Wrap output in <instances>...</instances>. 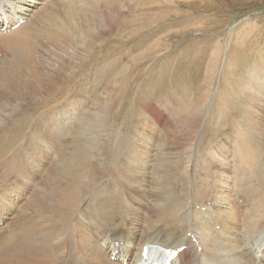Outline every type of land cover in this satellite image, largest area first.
<instances>
[{"label":"rangeland","instance_id":"1","mask_svg":"<svg viewBox=\"0 0 264 264\" xmlns=\"http://www.w3.org/2000/svg\"><path fill=\"white\" fill-rule=\"evenodd\" d=\"M34 1L32 13L41 9L48 0ZM55 1L56 4L48 8L51 23L56 28L51 43L44 44L43 28L40 25L36 28L34 24L32 35H29L30 40H34L30 42L34 56L30 61L39 65L41 53L45 51L43 57L46 59L52 49L59 60L53 64L56 65L55 71L58 70L62 59L67 62V55H75L76 49L82 47L80 43L66 44L63 39L74 30L76 35L84 30L93 33L94 51L88 48L87 54L84 51L82 55H76L78 66L75 75L57 92L56 86L47 84L53 72L43 75L46 84L39 75L35 78V74L26 72L24 75L0 77V121L15 112L19 117L17 121L22 124L15 122L16 128L10 124L0 128V134L13 132L12 137L7 136L3 143H11L17 131H26L22 138L11 144L9 152H0V156L3 155L0 158V242L20 226L33 224L36 220L32 210L35 199L42 194L44 186L52 187L55 181L65 179V170L70 167L73 155L79 151L104 149H109L106 158L110 155L109 162L105 159L107 172L95 184L105 185L104 192L99 186L94 194L90 192L91 187L84 192L86 196L83 194V199L91 197L83 200L82 208L87 212V203L94 201L95 195L103 197L107 193L109 198L124 199L118 206L123 213L120 223L129 221L124 228L129 233L139 223L143 228L147 225L145 208L154 207L157 201L152 186L171 188L176 194L173 202L177 201L182 210L188 209L192 217L204 202L210 207V214L218 213L219 208L214 202H221L216 200L213 190L217 191L224 184L227 186L226 194L232 195V201L227 206V195L224 194L223 204L226 206L221 211L227 214L226 225L222 228L217 225L214 230L220 233V238L229 230L230 240H233L232 236L246 233L248 226H254L253 218L244 221L238 218L233 223L229 208L234 205L231 209L234 217L237 212L239 215L240 212L251 213L256 201L244 197L237 199V192L243 186L257 192L264 191V0H180L178 12L185 16L173 20L166 19L175 13L172 4L167 5L163 0H104L105 5L108 3L104 6L106 10L117 6L123 8L121 24H112L109 34V26L101 22L105 11L101 7L97 9L96 2L100 0H79V3L78 0ZM31 3L34 4L33 0ZM153 8H157L158 13ZM66 9L69 13L61 15L60 10ZM156 16L159 18L157 23L153 19ZM83 18L87 21L81 29L77 24ZM164 21L169 23L161 25ZM176 23L185 25L184 29L188 26L198 27V30L183 38L174 36L165 51L140 61L138 53H146L148 45L169 30H178L180 26ZM42 24L45 30L46 22ZM202 25L207 28L204 33ZM135 28L143 31L137 32ZM135 30L136 34H133ZM101 32H107V36L101 39L102 45L99 46ZM157 32L159 34L153 39L141 43ZM53 44L56 46L52 48ZM132 47H136V52H123V80L106 93L105 87L118 74V71L110 70L108 84L104 82L102 86L98 83L106 73V62L113 61V58H106ZM78 57L84 61H79ZM3 67L7 68V64L0 68ZM94 69H99V72L94 74ZM243 141L255 142L247 146ZM161 151L165 153L163 157ZM145 154L151 160H147ZM93 161L94 158L89 156L86 162L91 164ZM172 162L173 167H170ZM154 173L155 176L160 175L155 178ZM183 186L189 188L190 201L182 191ZM198 188L208 190L209 197L201 199L202 193ZM140 193L146 194L143 206L135 204ZM181 217V213H176L173 220L165 223L159 220L158 215L156 223L151 226L181 228L182 225L177 224ZM63 223L64 220L56 231L62 238ZM104 226V220L87 224L85 231L96 235L95 230L101 231ZM199 247L202 252L204 248ZM114 260L111 257L110 261Z\"/></svg>","mask_w":264,"mask_h":264},{"label":"bare ground","instance_id":"2","mask_svg":"<svg viewBox=\"0 0 264 264\" xmlns=\"http://www.w3.org/2000/svg\"><path fill=\"white\" fill-rule=\"evenodd\" d=\"M54 1L55 0L46 1L42 5L41 9L37 10V12L34 11L32 13V8L35 6L34 0H33L34 4L31 3L32 0L28 2H25L24 0H0V67L7 64V68L6 67L0 68V77L16 76L26 72L27 74H31V75L35 74V78L36 75H39V78L43 79L44 81L45 79L43 78L44 77L43 75L48 76V74H51L53 72L50 80H47L49 81V83L45 81L44 82L45 84L47 83L49 86L51 84L54 87L56 86L57 89L55 92H57L58 89L63 88L64 84L68 82L71 77L75 75L76 72L75 68H77L78 66V62L75 61L77 59L76 55L80 56L84 51L85 54H87L90 48H92V50L94 51V48L92 47V41L95 40V38L93 37V33L84 30L77 33L76 35V32L74 30L73 32L68 33V37L65 38L63 37V39L67 41V42L65 41L66 44L73 43L74 45H77V43H80L82 44V47L76 49L75 55L70 56L68 54L67 57H69V60L67 59L68 60L67 62L63 61L62 59L61 61L62 63L61 65H59L58 70L55 71L56 65L53 64L55 62L59 63V60L57 59V56H55L51 52L52 49L48 51V53L50 54V56L46 58L48 60L44 59L43 57L45 51L41 53L40 58H42V61L44 63L38 60L40 64L36 65L34 63L35 61L33 62L30 61V58L33 59L34 57L32 55L33 54L32 52L33 48L31 46L32 43L30 45V42L34 40H30L29 35H32L31 30L34 29L33 27L34 24L37 25L36 28L39 25L43 28V32L45 33L44 44L50 45L51 43L52 40L51 37L55 33L54 30L56 28L53 27L51 23V15H50V10H48V8L56 4V1L55 2ZM59 1L62 2L61 0ZM163 1L167 5L172 4L171 7L175 12L174 15L171 14L170 16H166L167 20L170 19L173 20V18L180 19V17L185 16L178 12L180 8L179 7L180 0H176V2L175 0H163ZM77 3H79V0ZM131 4L135 5V3L133 2ZM96 5H97V9L101 7L105 11L101 22L109 26L108 28V34H109L111 28L113 27L112 24H114V26H117L118 23L121 24L122 22L121 14L123 13V8L117 6L118 8L110 7L107 8L108 10H106L104 8V6H106L104 0H100L99 2H96ZM70 6L71 5H69V7ZM53 9L55 8H52V10ZM67 9L60 10V14L63 15L66 12L69 13V10ZM153 9L155 12H157L156 11L157 8L156 9L153 8ZM30 12L32 13L31 15H29ZM98 12L99 11L95 13ZM157 17L158 16L153 18L156 23L159 19ZM78 19L80 18H77L76 20ZM86 21L87 18H83L80 22H78L77 26L82 29ZM44 22H46L47 25V27H45V30H44V25L42 24ZM165 23H169V21L168 22L164 21V23H162L161 25ZM176 24L180 26L179 27L180 30L179 29L169 30L165 34L158 37L155 41H153V43L148 45L149 49L148 51H146L147 49L145 50L146 53H144V51H140L138 53L140 61L147 60V58H149L150 56L153 57V55L162 52L164 49L167 48V45L170 44V42H172L174 36H182L181 38H183L188 34H190L192 31L198 30V27L194 29V28H189L187 26L188 28L186 27L187 29L186 28L184 29L185 25L180 23H176ZM200 27L204 28L201 29L203 33L205 32L204 30L207 29L205 26L203 27V25ZM135 29L138 30L137 32L143 31L139 28H135ZM101 33L98 39L99 46L102 45L100 43L101 39L107 36V32H105V34L104 33L101 34ZM133 34H136V30L134 31ZM158 34L159 32H157V34H153L149 36L148 38L142 40L141 43L145 44L146 43L145 41L148 42ZM54 46L56 45L55 44L51 45L52 48ZM219 48L218 51H220ZM57 50L61 51V49L59 48H57ZM126 51L136 52V47H132L127 50H122L119 53H117V55L115 54V56L113 57L106 58V59L113 58L112 59L113 61L111 63L106 62V68H107L106 73L101 78V80H98V83L102 86L104 82L105 85L108 84L106 83V81L109 79L108 77L109 71L110 70L118 71L117 72L118 74L115 76V79L113 81H110L109 84L105 87L106 93L115 83L120 82L124 78L123 52L125 53ZM89 57H91V54L89 55ZM48 61H50V63H45ZM79 61H84V58L79 59ZM30 65L32 66L34 65V66L30 67ZM98 72L99 69H94V74ZM130 81L132 80L130 79ZM32 89L34 90L33 87ZM108 95L109 94H107V96ZM18 119L19 117H16L15 112H11V114H9L8 117L3 119L4 122L3 120L0 121V128H3L4 126H8L9 124L11 125V127L16 128L14 123L15 122L18 124L21 123V121H17ZM176 123L177 121L174 124ZM17 132L18 133L13 137L12 142L9 143L8 145L6 143H3L4 138H6L7 136L12 137L13 132L10 134L8 132H2L0 134V141H1L0 152H2V154L9 152L11 150V146H12L11 144H14L16 140L22 138L21 136L26 131L23 132L19 130ZM243 142L247 146L250 144L252 146V144L255 141H243ZM161 149L162 151L165 150V148H161ZM94 151L95 153H93ZM108 151L109 149L79 151L77 154L72 156L70 161V167L65 170V176H64L65 179L55 181V184L52 187L44 186L42 194L38 195L37 198L38 200L35 199L36 201H34V209L32 210L35 214L36 220L33 222V224L32 225L24 224L12 233H9L8 231L9 233L8 236L4 237L0 242V264H142L147 251L146 249L147 245L150 244L168 249L173 253L177 252L176 257L169 264H236L235 262L239 264H251V263L264 264V191L257 192L256 190L250 187L243 186V188L240 189L241 191L237 192L238 194L237 199H243V197L249 198L252 200V202L256 201V203L253 205L251 213L240 212L239 215V213L237 212L235 217H234V212H232L231 210L234 207V205L232 204L231 207L229 208L231 220L233 221V223H235V221L238 220V218H242L243 221L253 218V224H254V226H248L246 228V233L238 234L237 236H232L233 240H230L231 234H229L230 233L229 230H228V234L222 238H220V233L214 230V227L217 225H220L221 228L222 225L223 227H225L226 225L225 216L227 217V214L221 211V208H225L226 206L223 204L224 203L223 199L225 198L224 194L227 193L226 192L227 186H225L224 184L222 187H219L217 191L215 189L213 190L216 200L221 202L220 204H218L216 201L214 202L215 207L219 208L217 211L218 213L210 214L209 212L210 207L208 208L207 203L205 204L204 202L197 208L200 211L198 212L196 210V212L193 213L192 217L188 209L182 210V208H179V204L177 201L173 202L176 194L173 192L171 188L162 187V189H158L159 186H152L154 187V192H155L154 194L156 197L155 199H157V201H155V203L153 204L154 207L145 208V212L147 213L146 217L148 216L146 218L147 225L145 228H143L142 224L139 223L138 227L134 229V231H130L129 233L124 231L125 226L127 224L129 225V221L125 220L123 221V223H120V218L122 216L121 214L123 213L120 209H118V206H121V204H123L124 199L109 198L108 197L109 194L107 193L103 195V197L101 195H95L97 198L94 201L92 202L89 201L87 203L89 207L87 212L86 209L82 208L84 204L83 200H88L91 197L88 196L89 197L88 199H83V194L85 191L86 192L88 191L89 187H91V190L89 189L90 192H93L94 194V191H96L95 188L98 186L104 192L105 185L99 184L95 186V184L99 182L98 179L103 178L105 176L104 174H106L107 172L108 163L107 164L105 163L106 161L105 159H107V161L109 160L110 155L106 158V154ZM192 152L193 149H191V153ZM244 152L247 153L250 157H253V154L249 153L248 150L244 149ZM117 154H119V152ZM164 155L165 153L162 152L161 157H163ZM2 156L3 155H1L0 158ZM89 156L94 158V161L91 164L86 162ZM158 156H160V154ZM145 158L147 160H151L150 156L147 154H145ZM127 159H129V152H127ZM190 159H191V155H190ZM172 164L173 162L171 163L170 167H173ZM116 165L117 164H115V166ZM166 165L167 164L165 163L164 166L166 167V169H168L167 168L168 165L167 166ZM188 167H190V164L188 165ZM172 169L173 168H170V170ZM161 171L163 170L161 169ZM158 174L160 175V173ZM163 175L164 174H162V176ZM157 176H155V178ZM170 177H173V175ZM57 178L59 179V177ZM176 184L178 185V182ZM163 186L165 185L163 184ZM188 190H189L188 187H184L182 189V191L185 193V196L188 197V201H190L191 196L189 195ZM197 190L202 193L201 199L205 200L209 197V193L207 192L208 190H202L200 188H198ZM172 193H174V195ZM84 195L86 196V194ZM145 195H146L145 193L138 194L137 195L138 199L135 202V204L139 206H143L146 203ZM230 201H232V195L229 194L227 195L226 198L227 206L230 205V203H228ZM99 202L100 204L98 205ZM168 202L170 203L169 206L166 205ZM176 213H181L182 215L181 221L179 220L180 222L177 223L178 226L182 225L181 228H176V227L171 228L169 226H166V228H160V227L155 228V226H151V224L156 223L155 218H157L158 215L160 216L159 220H162L163 222L166 223L167 221L173 220V217L175 216ZM139 216H141V214ZM63 220L65 221V223L62 224L63 225V232L61 233L63 235L62 238L61 235L59 236L60 233L58 234L56 233V231L58 230V226L60 225V222ZM103 220L106 221V226H104L101 231L95 230V233H97L96 235H94V233L90 234L85 231V226L87 224H93L95 222H99ZM13 236L15 237L14 239H12ZM57 237H60L62 239H57ZM200 245L204 248L202 252H200V247H199ZM111 257L115 258L114 260L115 262L110 261Z\"/></svg>","mask_w":264,"mask_h":264}]
</instances>
